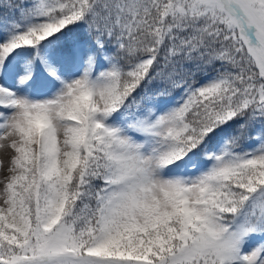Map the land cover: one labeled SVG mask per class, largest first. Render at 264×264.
I'll return each instance as SVG.
<instances>
[{
  "label": "snow or ice",
  "instance_id": "obj_1",
  "mask_svg": "<svg viewBox=\"0 0 264 264\" xmlns=\"http://www.w3.org/2000/svg\"><path fill=\"white\" fill-rule=\"evenodd\" d=\"M0 264H264V0H0Z\"/></svg>",
  "mask_w": 264,
  "mask_h": 264
}]
</instances>
